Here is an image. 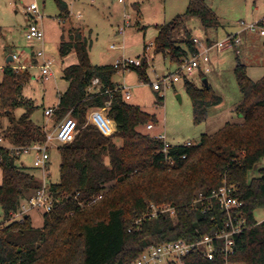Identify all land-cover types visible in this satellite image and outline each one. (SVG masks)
<instances>
[{"label":"trees","instance_id":"16d2710c","mask_svg":"<svg viewBox=\"0 0 264 264\" xmlns=\"http://www.w3.org/2000/svg\"><path fill=\"white\" fill-rule=\"evenodd\" d=\"M55 1L65 26L70 19L69 7L63 0ZM190 17H197L206 30L219 25L207 0H189L184 14L158 26L155 54L168 56L178 64L197 53L189 33L183 41L185 46L174 39L179 29L186 30ZM90 48L81 30L63 28L59 54L65 58L74 53L78 62L62 72L69 85L60 94L52 118L56 126L70 115L80 131L73 142L59 146L60 180L49 184L59 203L54 212L44 215L42 228H35L30 217L24 223L11 222L10 217L22 201L43 186V181L17 164L19 155L8 148L46 140L44 128L31 119L36 107L22 94L32 75L28 68L7 67L0 77V138L2 119L10 121L8 145L0 144V205L4 214V222L0 223V264H132L150 245L210 238L223 227L225 214L215 201L194 202L225 183L234 187V196L243 203L237 213L247 223L235 238L232 262L264 264V221L258 223L255 219V212L264 210V167L259 169L258 177L249 179V173L264 159V77L252 80L247 67L237 60L235 76L243 99L236 113L244 122L227 123L215 134H203L201 146L177 145L164 153V141L139 130L156 124V116L124 101L121 88L114 82L120 69L93 65ZM147 68L145 62L130 70L148 83ZM94 79L101 82L102 93H90ZM184 81L193 104L194 122L202 123L209 107L219 105L222 98L204 81L202 87L193 80ZM104 107L116 126L111 136L88 124L91 110ZM20 108L26 112L17 119L14 112ZM101 194V200L89 205ZM150 203L175 207L177 219L160 214L137 225ZM210 205L212 209L207 210ZM184 261L223 264L224 259L218 255L210 261L193 253Z\"/></svg>","mask_w":264,"mask_h":264},{"label":"rangeland","instance_id":"374dc122","mask_svg":"<svg viewBox=\"0 0 264 264\" xmlns=\"http://www.w3.org/2000/svg\"><path fill=\"white\" fill-rule=\"evenodd\" d=\"M63 1L69 7L73 23L92 30L91 36L88 34L86 36L91 43L90 61L93 65H113L120 59H137L146 54L148 83L142 81L133 70L119 71L114 77L116 84L129 88L132 98L128 104L140 106L156 116L158 122L154 124V129L148 130L144 126L139 129L142 133L153 137L165 135L166 141L172 146L188 143L194 146L200 142L203 134H215L227 123L244 122V118L236 113V107L242 102L243 96L237 84L235 68L239 60L247 67L248 76L252 80L258 81L264 77V37L250 31L241 32L238 23L244 21L251 24L263 20L264 0H209L221 24L217 32L218 40H222L227 34L239 33L243 43L240 52L237 48L224 49L221 52L213 49L209 52L211 60L217 56L221 59L215 68L216 76L224 71L221 78L215 79L210 74L207 78L214 84L213 89L222 98V102L209 107L206 121L199 124L194 122L193 104L186 92L184 80L163 87L159 92L152 86L159 78L173 75L180 65L173 63L168 56L155 54V46L151 44L155 43L157 26L168 23L178 14H184L189 0H126L125 4H119L117 0ZM34 2L37 3L41 15L39 24L44 32L42 42L28 41L26 38L29 26L27 8ZM59 14L55 0H0V67L25 65L32 55L37 56L38 52H43L45 56L54 60L53 75L49 79L41 76V69L37 65L29 68L32 77L22 92L23 97L32 101L36 107L31 116L32 121L43 127L46 133H53L56 126L52 117L45 116V109L56 108L60 94L64 93L69 85L63 78L61 67L78 62L77 57L73 56L62 65L58 45L63 28L68 25L64 26ZM124 14L131 17L132 26L126 29L124 35H118L116 28L122 25ZM186 27L188 31L181 28L174 36L179 45L185 46L183 41L188 33L205 38L206 31L197 17L188 18ZM112 45L117 49L112 50ZM14 55L20 57L18 62L9 61V57ZM38 61L40 65L42 58L38 57ZM193 82L198 87L203 86V78L200 76L194 77ZM25 112L24 108H20L15 110L14 115L19 119ZM9 127L10 121L4 117L1 128L3 145H8ZM59 146L61 144L56 142L49 145L50 160L45 179L48 184H56L60 180ZM34 159V153L19 154L17 164L25 172L43 181V171L34 167ZM263 167L264 159L249 173V179L258 177L259 169ZM2 182L0 169V186ZM29 215L35 228L43 227L44 211L34 209ZM255 219L258 223L263 222L264 210H257ZM3 222L4 214L0 205V223Z\"/></svg>","mask_w":264,"mask_h":264},{"label":"built area","instance_id":"2783aa9c","mask_svg":"<svg viewBox=\"0 0 264 264\" xmlns=\"http://www.w3.org/2000/svg\"><path fill=\"white\" fill-rule=\"evenodd\" d=\"M121 4H125L126 0H117ZM27 16L29 19L28 31L26 38L28 41L42 42L44 39V32L40 27L39 20L41 19L39 7L36 2L32 3L27 8ZM131 17L124 15L123 23L119 27L118 35H124L127 28L131 27ZM243 28L246 31L257 33L259 36L264 37V19L255 23L246 24L242 23ZM197 53L189 58L183 59L178 66V69L173 75H165L159 78L152 84L153 89L157 92L161 91L163 87L172 85L173 83L184 80L185 78L192 80L198 73L209 74L212 72L210 66L209 52L216 49L218 52L224 49L239 48L242 39L236 35H230L226 38L213 43H203L199 39H193ZM112 50H116L115 45L111 46ZM239 51V50H237ZM37 57L42 58V63L39 65L41 69V76L49 79L52 76V66L54 60L45 56L43 52H38ZM13 61H19L20 57L17 55L12 56ZM142 59H120L114 67L120 69V71L130 70L132 66H142ZM7 67L15 69H26L25 66H3L0 67V77ZM122 90L124 101L131 100L132 96L128 87H122L118 85ZM90 93H102L101 82L99 79H94L89 88ZM108 93V90L104 91ZM56 111V108H48L44 114L47 117H52ZM69 117V116H68ZM66 117L59 124L56 125L53 133H46L45 142L33 143L24 147L8 146L12 151L19 154H35L34 167L43 171V186L33 196L25 199L20 204L19 208L10 214L11 220L24 223L31 210L38 209L44 211V213H52L57 208L59 200L56 199L50 189V185L45 182L46 175L48 173V165L50 160L49 145L53 142L64 145L71 143L78 135L80 128L77 121L74 118ZM88 124L96 126L99 131L105 136H111L116 131L115 123L108 118L107 108L93 109L88 117ZM76 126V127H75ZM154 124L147 126L148 130H152ZM158 139L164 141L163 152L167 153L172 147L167 141L165 135L157 136ZM3 139L0 138V144ZM192 147L191 143L186 145ZM170 165H174L173 161H170ZM234 187L225 183L218 190L213 191L209 195H200L199 199L194 204L202 201H215L218 208L225 214V220L223 227L212 237L201 239L197 242H187L185 240L165 242L161 244L150 245L145 248L140 256L132 264H185V259L191 256L193 253L207 258L210 261H214L218 255H221L224 259L223 264H236L232 262L236 254L235 238L240 235L246 228L247 223L244 217L237 213L243 206V203L239 198L234 196ZM78 197V196H77ZM75 197V198H77ZM103 198V195L93 197L89 201V205L98 202ZM80 206H84L80 203ZM212 205L207 210H211ZM206 212V210L204 211ZM160 214H167L171 220H176L178 217L177 209L170 205L158 206L155 203L149 204V211L143 215L142 218L136 221L137 225H140L143 219L155 218Z\"/></svg>","mask_w":264,"mask_h":264},{"label":"crops","instance_id":"0c3cea01","mask_svg":"<svg viewBox=\"0 0 264 264\" xmlns=\"http://www.w3.org/2000/svg\"><path fill=\"white\" fill-rule=\"evenodd\" d=\"M119 3V2H118ZM119 4H121V3H119ZM207 4H208V6L215 12V10L210 6V4H209V0H207ZM187 7H188V5H187ZM137 9L139 10V6L137 7ZM125 15V14H124ZM179 15V14H178ZM80 17L78 18V19H80L81 18V15H79ZM123 18H124V16H123ZM114 19H116V18H114ZM119 21V20H118ZM120 22V21H119ZM121 22H122V20H121ZM242 23H245L244 21H240L238 24H239V26L241 27V29H242V31L241 32H247L244 28H243V26H242ZM121 24V23H120ZM66 25H68V27H65L66 28V30H68V29H71V28H76V29H79V30H81L82 32H83V34L84 35H86V34H88L89 36H91V34H92V30L88 27V28H86V27H84V26H82V25H80V24H74L73 23V21L71 20V12H70V19H69V21L66 23ZM221 26V24L219 23V25L218 26H216V27H214V28H211V29H208V30H206L203 26V28H204V30L206 31V33H205V38L203 39V38H201V37H198V36H194V35H192V34H190L191 35V37L193 38V39H195V38H197V39H199L200 41H202L203 43H208V44H213V43H216V42H218V41H220V40H218V37H217V32H218V28ZM119 27H120V25H118L117 26V31H116V34H118V30H119ZM158 27V26H157ZM186 31H188L187 30V27H186ZM238 35H239V33H237ZM157 35H158V28H157V34H156V37H157ZM230 35H233V34H227L224 38H226L227 36H230ZM234 35H236V34H234ZM240 36V35H239ZM61 38H62V36H61ZM223 38V39H224ZM242 39V38H241ZM60 43H61V41H60ZM242 43H243V40H242ZM242 43H241V45H242ZM241 45H240V47H241ZM59 46H60V44L58 45V51H59ZM151 46H154V44H151ZM240 47L238 48V52H240ZM146 51V50H145ZM73 56H76L74 53L73 54H70L69 56H66L65 58H62V65H64V62L67 60V59H69L70 57H73ZM12 57V56H11ZM10 58V57H9ZM138 58H140V59H142V61H144L143 62V64L146 62L147 63V56H146V54L144 53V56L143 57H138ZM137 58V59H138ZM211 59V58H210ZM11 62H14L13 61V59L11 60ZM212 62V63H211ZM221 62V59H220V57H215V59H213V60H211L210 61V66L212 67V72L211 73H209L210 75H213L214 77H215V79H218V78H221V74L224 72V71H222L220 74L218 73L217 74V76H216V72H215V68H216V66L219 64ZM115 64V63H114ZM113 64V65H114ZM38 66L39 67V61H38V57L35 55H32V58H30L29 59V61H28V63L27 64H25V65H23L22 64V66H25V67H27L28 69L29 68H33L34 66ZM6 66H8V65H6ZM21 66V65H20ZM68 66H62L61 67V72H63L64 71V69H66ZM26 68V69H27ZM52 75H53V73H52ZM197 76H200V77H202L203 78V81L205 80V78H206V80L208 81V84L212 87V88H214L215 89V86H214V84L213 83H211L210 81H209V78H207L208 77V74H202V72H200V73H198L195 77H197ZM205 77V78H204ZM193 80V79H192ZM49 108H51V107H49ZM46 109H48V108H46ZM45 109V110H46ZM158 121V120H157ZM154 127H155V125H154ZM154 129V128H153ZM157 136H159V135H156L155 137H157ZM171 145V144H170ZM9 146V145H8ZM44 177V176H43ZM43 181H44V178H43Z\"/></svg>","mask_w":264,"mask_h":264},{"label":"water","instance_id":"95a60500","mask_svg":"<svg viewBox=\"0 0 264 264\" xmlns=\"http://www.w3.org/2000/svg\"><path fill=\"white\" fill-rule=\"evenodd\" d=\"M11 60H12V57L9 58V61H11ZM143 62H144V61H143ZM8 66H9V65H8ZM204 83H205L206 85H208V81H207L206 79L204 80ZM201 144H202V143L199 142L197 145H198V146H201Z\"/></svg>","mask_w":264,"mask_h":264},{"label":"bare ground","instance_id":"6f19581e","mask_svg":"<svg viewBox=\"0 0 264 264\" xmlns=\"http://www.w3.org/2000/svg\"><path fill=\"white\" fill-rule=\"evenodd\" d=\"M76 127V126H75Z\"/></svg>","mask_w":264,"mask_h":264}]
</instances>
